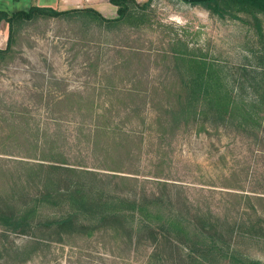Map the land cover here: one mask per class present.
I'll return each mask as SVG.
<instances>
[{
	"label": "rangeland",
	"instance_id": "374dc122",
	"mask_svg": "<svg viewBox=\"0 0 264 264\" xmlns=\"http://www.w3.org/2000/svg\"><path fill=\"white\" fill-rule=\"evenodd\" d=\"M84 7H94L110 18L116 16V7L109 0H84L68 9ZM153 12V29L141 32H107L81 20H39L22 26L15 53L0 67V197L20 175L36 169L33 165L48 164L50 149L63 153L80 168L117 177L109 188L122 197L172 194L185 216L192 217L199 207L225 211L245 193L264 196V141L233 126L209 125L208 133H199L198 127L183 128L163 140L148 107L143 116L127 119L121 114L115 119L135 135L134 144L114 145L112 152H106L108 138L102 137L98 148L88 146L84 136L97 122L86 109L123 107L130 101L111 97L107 88L142 92L156 88L163 93L156 100H165L164 92L174 86L171 64L162 51L176 35L198 54L221 62L227 73L255 63L253 54L261 43L256 32L241 22L212 16L205 8L182 0H155ZM245 92L246 98L252 97L250 90ZM53 139L58 140L56 148ZM126 152L134 153L127 157ZM52 213L45 210V214ZM134 234L101 230L92 236L71 235L60 242L40 239L36 243L32 236L11 234L7 248L12 251L9 257L0 254V264L179 263L176 246L155 259L154 245L146 235ZM242 248L264 261L262 245L243 241ZM17 250L31 254L25 259Z\"/></svg>",
	"mask_w": 264,
	"mask_h": 264
},
{
	"label": "trees",
	"instance_id": "16d2710c",
	"mask_svg": "<svg viewBox=\"0 0 264 264\" xmlns=\"http://www.w3.org/2000/svg\"><path fill=\"white\" fill-rule=\"evenodd\" d=\"M154 1L109 0L116 7V16L112 18L94 7L59 10L31 6L15 12L0 10V29L3 23L8 28L7 46L0 49V67L15 53L17 36L27 23L81 20L85 25H94L107 32H141L153 29L156 21ZM182 1L203 7L212 16L239 21L255 31L261 43L253 54L255 63L234 67L232 73H227V67L221 62L198 54L185 39L176 35L162 51L171 64L174 86L164 92L165 100H156L157 95L163 94L156 88L144 92L134 88H114L113 91L111 87L107 88L111 97L122 96L125 101H130L123 107L86 109L97 122L84 136L88 146L98 148L102 137L108 138L106 152H112L114 145L128 147L134 144L135 135L125 131L115 119L121 114L127 119L143 116L148 107L163 140L183 128L198 127L199 133H208V126L212 125L233 126L253 133L263 143L264 0ZM138 82L142 83L141 80ZM248 90L252 95L250 98L245 96ZM139 99L146 102H133ZM57 141L51 142L54 148ZM50 152L48 164L33 165L36 169L30 168L24 176L20 175L10 190L0 197V254L3 258L9 257L12 251L11 247L7 248L11 234L32 236L36 243L40 239L60 242L66 236H92L98 231L110 230L131 237L135 232L145 234L154 245L152 258L155 259H159L164 250L176 246L178 264H264L242 248L243 241H254L264 247L263 194L245 193L239 197L240 202L228 205L226 212L199 207L190 217L174 203L172 194L144 195L134 199L122 197L109 188L117 177L85 170L69 163L63 153L51 149ZM132 153L126 152L127 157ZM261 153L264 156V152ZM261 175L264 176V166ZM162 184L168 186L166 182ZM31 187H35L36 192H31ZM46 209L53 213L45 214ZM231 210L236 212L234 216H230ZM16 254L27 259L31 252L17 250Z\"/></svg>",
	"mask_w": 264,
	"mask_h": 264
},
{
	"label": "crops",
	"instance_id": "0c3cea01",
	"mask_svg": "<svg viewBox=\"0 0 264 264\" xmlns=\"http://www.w3.org/2000/svg\"><path fill=\"white\" fill-rule=\"evenodd\" d=\"M84 0H80L79 2H75L73 0H66L62 2V0H0V10H6L10 12H15L19 10H23L22 8L29 6H44V7H52L59 10H67L69 5L72 3H82ZM68 4V5H65ZM28 9V8H27ZM8 43V28L5 23L2 24L0 29V49L6 48Z\"/></svg>",
	"mask_w": 264,
	"mask_h": 264
}]
</instances>
